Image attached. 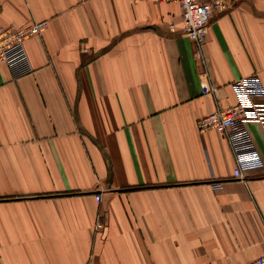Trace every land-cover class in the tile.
Here are the masks:
<instances>
[{
	"label": "crops",
	"instance_id": "1",
	"mask_svg": "<svg viewBox=\"0 0 264 264\" xmlns=\"http://www.w3.org/2000/svg\"><path fill=\"white\" fill-rule=\"evenodd\" d=\"M46 20L34 68L0 63V264H247L264 253V116L247 129L259 169L234 178L226 138L197 121L264 92V0L214 14L202 93L176 3L0 0V26ZM264 101V94L260 98ZM100 194V199H95ZM100 224V227L97 226Z\"/></svg>",
	"mask_w": 264,
	"mask_h": 264
},
{
	"label": "built area",
	"instance_id": "2",
	"mask_svg": "<svg viewBox=\"0 0 264 264\" xmlns=\"http://www.w3.org/2000/svg\"><path fill=\"white\" fill-rule=\"evenodd\" d=\"M136 1V0H132ZM157 3H176L180 9V23H170L169 30L186 35L195 46V54L200 66V87L202 93H214L211 83L209 64L204 56L203 46L207 27L211 17L225 12L239 0H150ZM47 21H34L28 25L0 26V63L7 65L13 79L28 75L34 71L29 60L25 40L32 35H39ZM237 101L225 108L217 106L212 112L197 121L199 130L214 129L222 134L233 156L232 176L242 179L245 172L259 169L262 165L260 156L247 129L250 121H261L264 116L262 84L255 74L237 78L232 82ZM100 199V194H95ZM100 227V224L97 223ZM247 264H264V253Z\"/></svg>",
	"mask_w": 264,
	"mask_h": 264
},
{
	"label": "rangeland",
	"instance_id": "3",
	"mask_svg": "<svg viewBox=\"0 0 264 264\" xmlns=\"http://www.w3.org/2000/svg\"><path fill=\"white\" fill-rule=\"evenodd\" d=\"M34 22V21H33ZM32 23V22H31ZM30 24V23H29ZM26 25H28V24H26ZM10 26H13V25H10ZM25 26V25H24ZM17 27H21V26H17ZM32 36H34V35H32ZM30 37V36H29Z\"/></svg>",
	"mask_w": 264,
	"mask_h": 264
}]
</instances>
